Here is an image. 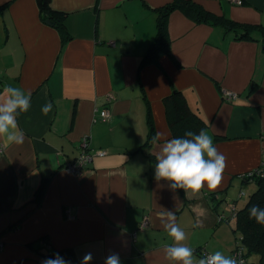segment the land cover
I'll return each instance as SVG.
<instances>
[{"label":"crops","instance_id":"obj_1","mask_svg":"<svg viewBox=\"0 0 264 264\" xmlns=\"http://www.w3.org/2000/svg\"><path fill=\"white\" fill-rule=\"evenodd\" d=\"M173 1L52 0L65 14V42L42 20L36 0H0V101L8 85L31 93V107L17 117L24 142L6 145L0 137V264H41L45 240L55 252L73 249L71 264L88 252L89 264H105L112 253L121 264H182L166 257L174 240L159 213L168 209L186 234L182 243L195 250L194 264L216 250L232 256L236 219L219 214L229 202L245 205V189L257 187L242 175L264 165V47L176 10L167 24L173 57L139 72L157 38V11ZM192 1L218 17L264 25V0ZM173 86L226 157L215 189L171 190L155 178L156 154L172 138L164 99ZM224 91L237 97L226 100ZM111 93L116 100L108 104ZM148 104L156 134L140 150ZM84 140L93 158L76 177L65 167Z\"/></svg>","mask_w":264,"mask_h":264},{"label":"clouds","instance_id":"obj_2","mask_svg":"<svg viewBox=\"0 0 264 264\" xmlns=\"http://www.w3.org/2000/svg\"><path fill=\"white\" fill-rule=\"evenodd\" d=\"M4 93L6 98L0 101V137L4 138L6 145H19L24 142L25 133L19 127L17 117L31 107V93L11 85L4 88ZM51 109V102L42 107L45 114ZM225 162V155L218 150L213 137L207 131L201 129L196 133L188 130L184 136H173L162 143L154 163L155 178L157 181H168L171 190L183 189L185 192L188 190L195 192L205 185L209 189H215L221 182ZM159 215L167 217L161 222L174 240V243L165 245L168 260L194 264L195 250L182 243L186 239V234L176 222L175 212L168 209L160 212ZM249 217L254 218L258 224L264 225V207L253 204L249 209ZM92 259V253L88 252L81 264H89ZM41 264H71V262L56 253L54 257L42 260ZM105 264H121L119 254L112 253L107 256ZM199 264H238V261L235 257L216 250L201 258Z\"/></svg>","mask_w":264,"mask_h":264},{"label":"trees","instance_id":"obj_3","mask_svg":"<svg viewBox=\"0 0 264 264\" xmlns=\"http://www.w3.org/2000/svg\"><path fill=\"white\" fill-rule=\"evenodd\" d=\"M42 20L45 23L49 21L57 28L61 37L66 42L71 39L67 31L65 14L56 11L52 7V0H36ZM2 10V8L0 9ZM180 10L189 18L197 23H207L211 26H219L224 29L225 34H231L234 40H249L261 42L264 47V25L240 24L225 16L218 17L207 12L200 5L192 0H175L157 11V38L149 47L143 57L139 72L145 67L152 64H159L162 56L168 55L173 57L171 42L168 36V18L172 12ZM147 100V99H146ZM149 103V101L147 100ZM166 115L173 136H184L186 131L191 130L198 133L201 129L207 131L209 124L194 111L189 105L185 95L174 86L172 93L164 99ZM148 139L140 150L150 146L154 141L156 129L151 115V106L148 104ZM151 157V161L154 162ZM244 184H255L256 190L248 197L244 206L236 208V225L235 230L240 234L239 244L235 248L233 255L239 249L243 250V256L246 264H264V225L258 224L254 218L249 217V209L253 204H259L264 207V165L257 169L242 175ZM42 187L39 192L42 191ZM216 196H213L215 198ZM223 213L219 214V217ZM232 217L223 216L221 221H229ZM45 240L44 246L49 250L47 257H54L56 253L62 255L65 259L72 260L75 258L73 249L60 252L51 250V246ZM256 258V260H252Z\"/></svg>","mask_w":264,"mask_h":264},{"label":"built area","instance_id":"obj_4","mask_svg":"<svg viewBox=\"0 0 264 264\" xmlns=\"http://www.w3.org/2000/svg\"><path fill=\"white\" fill-rule=\"evenodd\" d=\"M239 4H242L241 0H234ZM237 94L229 92V91H224L223 92V98L226 100H232L233 98H236ZM116 100V97L114 94H108L107 96V103L111 104ZM100 117L104 121L109 120L111 117V112L108 108H104L103 110L100 111ZM105 152H98L97 156H105ZM93 158V155L88 152V145H87V140H84L82 145H81V153L79 157L72 163L68 164L65 169L70 172L71 174L75 175L76 177H80L83 175V172L85 168L88 166V164L91 162ZM226 209L224 210L223 216H230L232 217L231 219H235L236 217V205L233 204L232 202L227 203ZM223 216H220V220L222 219ZM148 225V222L145 220L141 228L145 229ZM1 251V247H0ZM208 254H206L207 256ZM235 258L238 261V264H246V259L243 256V250L239 249L237 253L234 255Z\"/></svg>","mask_w":264,"mask_h":264},{"label":"rangeland","instance_id":"obj_5","mask_svg":"<svg viewBox=\"0 0 264 264\" xmlns=\"http://www.w3.org/2000/svg\"><path fill=\"white\" fill-rule=\"evenodd\" d=\"M252 186H253V185H250L249 188H252ZM252 189H253V188H252ZM245 191H246V195H245V194H244V195H245L246 197H244V199H245V198L248 199V197L252 194V192H251L250 190H248V189H245ZM249 191H250V193L247 194ZM252 191H253V190H252ZM244 195L242 194L241 197L244 196ZM239 200H240V199H239ZM244 202H245V201H244ZM238 235H240V234H238ZM239 240H240V239L237 238L236 247H237V245L239 244ZM236 247H235V248H236ZM232 256L235 257L233 254H232ZM252 260H256V258L254 257V259H252Z\"/></svg>","mask_w":264,"mask_h":264},{"label":"water","instance_id":"obj_6","mask_svg":"<svg viewBox=\"0 0 264 264\" xmlns=\"http://www.w3.org/2000/svg\"><path fill=\"white\" fill-rule=\"evenodd\" d=\"M48 24H49V25H53V23H52V22H50V21L48 22Z\"/></svg>","mask_w":264,"mask_h":264}]
</instances>
